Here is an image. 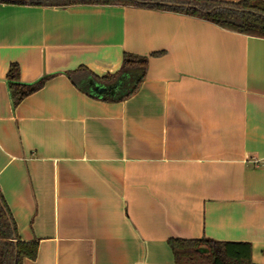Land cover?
<instances>
[{
    "label": "crops",
    "instance_id": "obj_1",
    "mask_svg": "<svg viewBox=\"0 0 264 264\" xmlns=\"http://www.w3.org/2000/svg\"><path fill=\"white\" fill-rule=\"evenodd\" d=\"M124 52L147 56L131 95L81 87ZM10 63L47 76L15 106ZM0 193L37 242L23 264H174L171 237L249 242L264 264V37L166 9L0 2Z\"/></svg>",
    "mask_w": 264,
    "mask_h": 264
},
{
    "label": "trees",
    "instance_id": "obj_2",
    "mask_svg": "<svg viewBox=\"0 0 264 264\" xmlns=\"http://www.w3.org/2000/svg\"><path fill=\"white\" fill-rule=\"evenodd\" d=\"M150 1V0H142ZM177 3H190L199 10L182 7H166L162 5L140 4L133 0H39L27 4L35 5H70L77 3L122 4L140 7L166 9L201 17L223 28L242 32L249 35L264 37V0H239L237 2H221L218 0H158ZM11 3L8 1H2ZM25 4L23 2H16ZM229 6L225 8L221 6ZM218 6L210 13L208 10ZM153 52L152 54H158ZM147 66V56L124 52L119 69L112 74L96 76L88 72V76L80 80L81 87L90 95L98 98L122 99L131 95L141 81ZM82 72L86 75V68L78 67L68 71L67 75L75 82L74 73ZM6 78L12 105H17L25 96L40 88L47 79L42 76L33 82L20 81V68L17 63H10ZM95 80L103 84L117 86L112 94L101 96L92 94L88 90L86 81ZM1 204L8 215L5 214ZM167 243L172 251L174 264H255L251 259V245L242 241H220L208 237L179 238L171 237ZM37 242L18 239L15 224L6 208L0 193V264H23L25 258L33 259L36 256ZM16 253V257H15Z\"/></svg>",
    "mask_w": 264,
    "mask_h": 264
},
{
    "label": "water",
    "instance_id": "obj_3",
    "mask_svg": "<svg viewBox=\"0 0 264 264\" xmlns=\"http://www.w3.org/2000/svg\"><path fill=\"white\" fill-rule=\"evenodd\" d=\"M2 1H8L11 3H16V2H23V3H28L31 1H39V0H2ZM134 2L140 3V4H151V5H162V6H166V7H182V8H192V9H196L199 10V8L194 5V4H190V3H177V2H170V1H158V0H150V1H142V0H133ZM218 6H214L208 10H203V12L205 13H210L213 10H215ZM221 7H225V8H232L229 6H221ZM86 84L88 86V90L95 95L101 96L103 94H112L117 86V83L114 84H103L100 82H97L95 80H91L88 79L86 81ZM4 212L6 215H8L7 211L5 210L4 206L1 204ZM15 257H16V253H15Z\"/></svg>",
    "mask_w": 264,
    "mask_h": 264
}]
</instances>
